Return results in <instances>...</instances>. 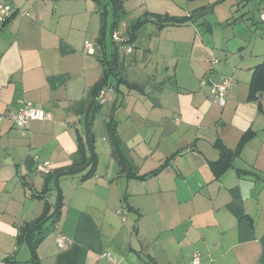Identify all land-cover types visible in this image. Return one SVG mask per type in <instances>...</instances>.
Listing matches in <instances>:
<instances>
[{
  "label": "crops",
  "instance_id": "obj_1",
  "mask_svg": "<svg viewBox=\"0 0 264 264\" xmlns=\"http://www.w3.org/2000/svg\"><path fill=\"white\" fill-rule=\"evenodd\" d=\"M4 1L0 259L31 264L23 231L53 212L55 176L88 160L82 117L107 81L111 101L90 121L93 165L59 179L37 263L264 264V90L248 99L264 64V0H113L117 14L106 0ZM222 77L219 106L209 84ZM25 104L47 119L18 129L8 113Z\"/></svg>",
  "mask_w": 264,
  "mask_h": 264
},
{
  "label": "built area",
  "instance_id": "obj_2",
  "mask_svg": "<svg viewBox=\"0 0 264 264\" xmlns=\"http://www.w3.org/2000/svg\"><path fill=\"white\" fill-rule=\"evenodd\" d=\"M12 11V7L10 4L5 2L4 0H0V18L4 19L9 16V14ZM260 21L264 23V12L260 15ZM113 39L115 41L119 40L118 34L114 33ZM84 48L87 53L92 54L94 52L93 45L89 43H84ZM131 49L128 48V52H130ZM201 84L203 86H206V81H201ZM231 84V78L230 77H222L217 82H211L209 84V90H210V99L212 102L218 104L219 106H224L226 103V93ZM113 87L114 84L107 85L106 87L101 88L96 96V105L99 107L107 105L112 98L113 93ZM8 118L13 121V123L16 125L18 129L25 130L28 127V124L30 121H42L46 120L47 116L45 113L37 108H34L30 104L23 105L17 112H9ZM51 163L49 161H42L36 164V171L43 175L48 176L51 173ZM57 228V226H55ZM69 243V241L63 236L60 235L56 239V244L58 248H63L66 246V244ZM102 257L110 259V254L105 253L102 255ZM0 264H12V261L9 258L6 259H0ZM191 264H202L199 258V255H194Z\"/></svg>",
  "mask_w": 264,
  "mask_h": 264
},
{
  "label": "trees",
  "instance_id": "obj_3",
  "mask_svg": "<svg viewBox=\"0 0 264 264\" xmlns=\"http://www.w3.org/2000/svg\"><path fill=\"white\" fill-rule=\"evenodd\" d=\"M107 2H108V4L111 6V8H112V5H114V10H115V12H116V14H117V8H116V3L113 1V0H106ZM111 3H112V5H111ZM107 83V81L106 82H104V84H106ZM104 84H103V86H104ZM107 85V84H106ZM109 85V84H108ZM115 85V84H114ZM103 86H98V87H96V94H97V92L103 87ZM262 90H264V64H260V65H258V66H256L255 68H254V70H253V75H252V79H251V82H250V89H249V96H248V99H253L254 98V95H256V93H258V92H260V91H262ZM96 94H95V96H96ZM98 107L99 106H97V105H95V107H94V110L95 109H98ZM94 112V111H93ZM92 115H93V113H92ZM91 118H92V116H91ZM91 121V120H90ZM110 134H111V144H112V148H113V150H114V152L116 153V154H118L119 153V151H118V144H119V141L117 140V138L115 137V134H114V132L112 131V130H110ZM92 137V136H91ZM83 140V139H82ZM93 140V139H92ZM84 142H85V140H84ZM83 146H84V148L86 147V144H84L83 143V141H82V143H81ZM87 149V148H86ZM86 161H87V159L85 158L81 163H80V167L82 166V165H84L85 163H86ZM93 161V160H92ZM93 164L91 163V166H92ZM90 171V170H89ZM89 171H87V172H85L84 173V175H83V177H85V176H87L88 175V173H91V171L89 172ZM60 205H61V195H60V193H59V203H58V208H57V211H56V214H55V216L51 219V220H49V221H51V222H49V226H52L55 222H56V220H57V218H58V216H59V209H60ZM46 216H44V217H42L41 219H39L38 221H37V223H39L40 221H42L44 218H45ZM47 222V223H48ZM47 223H45L44 225H43V227H41V228H39V229H37V231L36 232H33V233H31L30 234V236H29V240H28V245H29V248H30V250L32 251V255H33V264H38L37 263V260H36V257H35V249H36V246H37V244L39 243V241H40V239L43 237V235L45 234V232H44V228H45V225L47 224ZM29 229H30V227L29 228H25V231H23V234L25 235L26 233H28L29 232ZM48 229V228H47ZM46 229V230H47ZM38 235L36 238H38V239H35V235Z\"/></svg>",
  "mask_w": 264,
  "mask_h": 264
},
{
  "label": "water",
  "instance_id": "obj_4",
  "mask_svg": "<svg viewBox=\"0 0 264 264\" xmlns=\"http://www.w3.org/2000/svg\"><path fill=\"white\" fill-rule=\"evenodd\" d=\"M203 14H204V12H200L199 14L194 15L193 18L196 20V19H198L199 16H201ZM95 105H96V100L94 99L87 106V108L84 111L83 117H82L81 130H82V136L85 139L86 148H87V150L89 152L88 160H87V162L84 165H82L81 167H79V168H77L75 170L59 173V174H57L55 176L54 182H53L54 188L56 190V200H55V204H54V210L49 216H47L40 223H38L33 228H31L28 233H26L25 242L27 244H28V240H29L30 234L35 232L37 229L43 227V225L45 223H47L49 220H51L56 214V211H57V208H58V203H59V189H58L59 179L61 177H64V176L78 175V174L84 172L92 163V160H93V148H92V137H91V131H90V120H91V116H92V113L94 111ZM2 157H3V150L0 148V162L2 161ZM31 264H33V260H31Z\"/></svg>",
  "mask_w": 264,
  "mask_h": 264
},
{
  "label": "rangeland",
  "instance_id": "obj_5",
  "mask_svg": "<svg viewBox=\"0 0 264 264\" xmlns=\"http://www.w3.org/2000/svg\"><path fill=\"white\" fill-rule=\"evenodd\" d=\"M84 43H89V44H91V45H93L91 42H88V41H86V42H84ZM121 51H122V49H120V51H119V53H121ZM111 49H110V47H109V42H108V45H107V54L108 55H110L111 53ZM113 94V93H112ZM83 173V172H82ZM81 174V173H80ZM77 176H79V174L78 175H73V176H66V177H64V179L65 178H69V180L71 179V178H75V177H77ZM58 189H59V193H60V195H61V189H60V184L58 183ZM54 192H55V198H56V190H55V188H54ZM55 201V200H54ZM49 222H51V221H49ZM49 222L45 225V230L49 227ZM30 252V251H29ZM31 254V253H30ZM31 259V258H30ZM21 264H28V262H23V263H21Z\"/></svg>",
  "mask_w": 264,
  "mask_h": 264
}]
</instances>
